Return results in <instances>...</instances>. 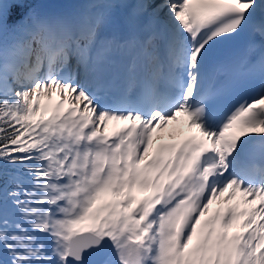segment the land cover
<instances>
[{"label":"snow or ice","instance_id":"snow-or-ice-1","mask_svg":"<svg viewBox=\"0 0 264 264\" xmlns=\"http://www.w3.org/2000/svg\"><path fill=\"white\" fill-rule=\"evenodd\" d=\"M0 264H264V0H0Z\"/></svg>","mask_w":264,"mask_h":264},{"label":"rangeland","instance_id":"rangeland-1","mask_svg":"<svg viewBox=\"0 0 264 264\" xmlns=\"http://www.w3.org/2000/svg\"><path fill=\"white\" fill-rule=\"evenodd\" d=\"M54 2L57 4H61L65 7H70L74 2V0H54Z\"/></svg>","mask_w":264,"mask_h":264},{"label":"bare ground","instance_id":"bare-ground-1","mask_svg":"<svg viewBox=\"0 0 264 264\" xmlns=\"http://www.w3.org/2000/svg\"><path fill=\"white\" fill-rule=\"evenodd\" d=\"M138 195H142V194H138ZM214 207H215V205H214Z\"/></svg>","mask_w":264,"mask_h":264}]
</instances>
